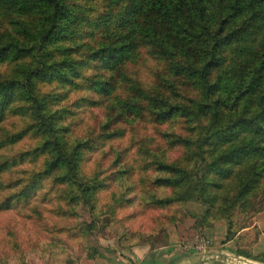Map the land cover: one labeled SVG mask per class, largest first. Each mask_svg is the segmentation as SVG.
<instances>
[{"label": "trees", "instance_id": "trees-1", "mask_svg": "<svg viewBox=\"0 0 264 264\" xmlns=\"http://www.w3.org/2000/svg\"><path fill=\"white\" fill-rule=\"evenodd\" d=\"M76 105L90 124L77 123ZM145 126L136 157L111 150ZM104 146L107 168L101 155L82 166ZM21 164L30 168L13 171ZM43 185L74 237L105 220L121 227L118 247L133 246L193 197L203 219L226 221L224 242H240L264 209V0H0V211ZM121 208L135 211L118 220ZM148 210L147 232L120 224ZM235 252L264 263V252ZM11 258L0 250V264Z\"/></svg>", "mask_w": 264, "mask_h": 264}, {"label": "rangeland", "instance_id": "rangeland-1", "mask_svg": "<svg viewBox=\"0 0 264 264\" xmlns=\"http://www.w3.org/2000/svg\"><path fill=\"white\" fill-rule=\"evenodd\" d=\"M74 111L75 120L78 118V124H80L81 121L88 124L92 122L89 110L83 107V105H76ZM15 118V116H8L7 119L9 122H13ZM83 127V125H78V128ZM152 131L153 130L150 126H145L140 129L136 127L135 129L133 128V130L128 128L123 138L114 140L108 145L112 147L111 150L122 148L128 149V152L125 153V160L128 161V159L136 157L135 147L139 136L151 135ZM19 143L13 148H18L19 145L25 146L29 143V140L25 143ZM106 148L107 146H104L100 149L101 151H97V153H94V155L92 154L89 158L86 156L85 160L82 162V166L88 169L92 165V158H100L101 155V159H103V163L101 165L102 167L107 168V164L112 158V151L107 150L105 155L101 154V152L106 150ZM21 168L28 169L30 166L21 164L17 167H13V171L21 170ZM17 173L18 172L13 174ZM6 174H3V176ZM45 189V185H43L41 189L35 191L34 195L28 197V202L10 203V207L7 210L0 211V250L5 252L9 258L17 254H22L24 264H145L148 260V256L145 255V252L147 251L146 249L164 246L167 243V231L171 227H177L185 233L184 239L178 241V245L176 246H178L183 253L190 252L197 254L200 259H204L203 261H200L205 262V257L209 253V248L213 247L211 235H221L223 239L225 236L223 235L222 228L220 227H222L223 224L227 225L226 221L203 219L202 214L204 208L196 199L192 197L187 200L180 209H178L180 214L176 218L174 225L161 228L155 235H151L146 240L137 239L136 243H134L135 245L133 246L124 245L122 247H118L114 243L112 236L113 232L115 230L119 231L121 227H117V224H111L109 221L106 223L105 220H103L102 225H97L91 231L80 235L78 234V237H74L72 232L66 233L62 229V227L70 228V226H72L69 222L65 221L66 218L61 216L59 211L56 209L58 206H63L62 201H58V198L53 195V193H48L45 197L44 195L43 197L40 196L44 193ZM5 190V192L9 193L12 189L7 188ZM106 194L107 191L105 189L101 190L99 193V200L97 203L99 206L105 202ZM134 211L135 210H125L122 208L117 209L115 218L120 220L122 216L129 214L128 212ZM74 212L76 213L77 221L85 223L90 221L87 206L84 204L78 203L74 208ZM156 213L157 211L153 210H148L144 213H139L138 211V214L132 218L126 216L121 220L120 224L125 228L147 232L148 227L150 226L151 216ZM218 225L220 226L219 230ZM203 227H208L210 230L212 228L216 229L217 227V230H213L211 234L207 235L205 234V229H202ZM263 231L264 209L252 216L247 221V227L239 231L241 232L240 242L233 238L229 246L223 247L220 246V244L224 242L223 239L216 241L214 246L219 249L218 253H216V260L210 259L209 263L264 264L263 262L253 261L238 256L235 252L237 243L243 250H249V253L252 256H257L264 252ZM37 241L41 244V246L45 244L42 249L44 252H41V249L34 245ZM53 242H57L55 245L59 248H51ZM200 243L204 244V251L196 247V245H199ZM15 246H18L17 249H15ZM225 248L229 250L230 253H233V255L227 254L229 258H232L227 261H225L226 259L223 258V256L221 257L218 255L220 254V251ZM61 251H63V255L58 256ZM94 252H97V257H93ZM50 253L56 255L51 257ZM57 257L59 260L63 261H53L56 260ZM192 259L196 260L195 257L189 260ZM16 260H18V257H16ZM14 262V259H9V264H15ZM194 262L189 261V263ZM150 263L158 264L159 260ZM177 264H181V262Z\"/></svg>", "mask_w": 264, "mask_h": 264}, {"label": "crops", "instance_id": "crops-1", "mask_svg": "<svg viewBox=\"0 0 264 264\" xmlns=\"http://www.w3.org/2000/svg\"><path fill=\"white\" fill-rule=\"evenodd\" d=\"M192 205H194V204H192ZM200 212H201V210H200ZM195 216H197V215H195ZM219 227L220 226L218 225V230H219ZM220 228H222L223 235H225L224 232L226 230V225L223 224V226ZM202 229H205V234L209 235L213 232V230H217V227H216V229L212 228L211 230L208 229V227H203ZM220 233H221V230H220ZM184 235H185V233L182 230H179L177 227H171L167 231V243L164 246H160V247L152 248V249H149V248L146 249L147 251L145 252V255L148 256V260L145 262V264H151L150 262H153V261L156 262L158 260H159L160 264H166L168 262H170L172 264L173 263L177 264L180 262H181V264H184V263L186 264V263H189V261L190 262L200 261V260L203 261L204 259L203 258L200 259V257L197 254H193L190 252L183 253V251H181L179 249V247L176 246V245H178V241L184 239V237H185ZM211 238H212L211 241H213V247L209 248V250H208L209 253L205 257L206 258L205 262H207V263H209L210 259L216 260V256H217L216 253H218L219 249H217L214 246V243L216 241H220L223 239V237H221V235L219 236L217 234H212ZM231 242H232V239L229 241L221 243L220 246H223V247L229 246V244ZM227 254L233 255V253H230V251L225 248L222 251H220V254H218V255H220L221 257L223 256V258L226 259L225 261H227L228 259H232V258H229V256H227ZM194 257L196 258V260H193V259L189 260V259L194 258Z\"/></svg>", "mask_w": 264, "mask_h": 264}, {"label": "built area", "instance_id": "built-area-1", "mask_svg": "<svg viewBox=\"0 0 264 264\" xmlns=\"http://www.w3.org/2000/svg\"><path fill=\"white\" fill-rule=\"evenodd\" d=\"M208 242V241H206ZM197 248L202 249L204 251V244L200 243L199 245H196Z\"/></svg>", "mask_w": 264, "mask_h": 264}, {"label": "water", "instance_id": "water-1", "mask_svg": "<svg viewBox=\"0 0 264 264\" xmlns=\"http://www.w3.org/2000/svg\"><path fill=\"white\" fill-rule=\"evenodd\" d=\"M188 264H210V263L198 261V262L188 263Z\"/></svg>", "mask_w": 264, "mask_h": 264}]
</instances>
